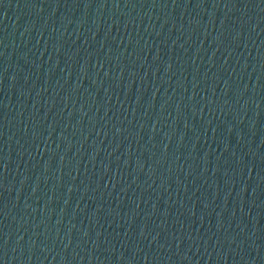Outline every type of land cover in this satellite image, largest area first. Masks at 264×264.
Instances as JSON below:
<instances>
[{"label":"water","instance_id":"1","mask_svg":"<svg viewBox=\"0 0 264 264\" xmlns=\"http://www.w3.org/2000/svg\"><path fill=\"white\" fill-rule=\"evenodd\" d=\"M0 264H264V0H0Z\"/></svg>","mask_w":264,"mask_h":264}]
</instances>
